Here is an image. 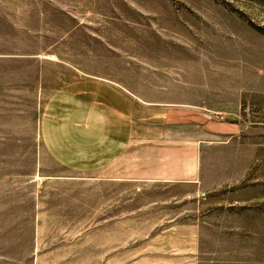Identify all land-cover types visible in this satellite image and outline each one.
<instances>
[{"label":"rangeland","instance_id":"rangeland-1","mask_svg":"<svg viewBox=\"0 0 264 264\" xmlns=\"http://www.w3.org/2000/svg\"><path fill=\"white\" fill-rule=\"evenodd\" d=\"M129 105V147L45 153L57 88ZM0 264H264V0H0Z\"/></svg>","mask_w":264,"mask_h":264},{"label":"crops","instance_id":"crops-1","mask_svg":"<svg viewBox=\"0 0 264 264\" xmlns=\"http://www.w3.org/2000/svg\"><path fill=\"white\" fill-rule=\"evenodd\" d=\"M121 93L96 80L57 88L39 121L41 145L61 168L95 173L114 166L127 151L132 118Z\"/></svg>","mask_w":264,"mask_h":264}]
</instances>
